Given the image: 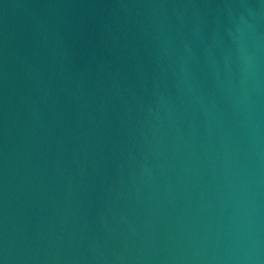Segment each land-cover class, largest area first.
<instances>
[{"label":"water","instance_id":"95a60500","mask_svg":"<svg viewBox=\"0 0 264 264\" xmlns=\"http://www.w3.org/2000/svg\"><path fill=\"white\" fill-rule=\"evenodd\" d=\"M0 264H264V0H0Z\"/></svg>","mask_w":264,"mask_h":264}]
</instances>
